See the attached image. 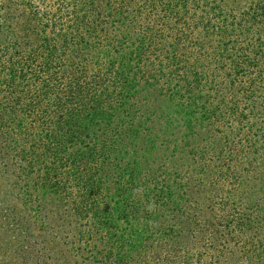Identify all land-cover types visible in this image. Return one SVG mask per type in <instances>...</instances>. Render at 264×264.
Returning <instances> with one entry per match:
<instances>
[{"label":"trees","instance_id":"1","mask_svg":"<svg viewBox=\"0 0 264 264\" xmlns=\"http://www.w3.org/2000/svg\"><path fill=\"white\" fill-rule=\"evenodd\" d=\"M10 177L0 264H264V0H0Z\"/></svg>","mask_w":264,"mask_h":264},{"label":"rangeland","instance_id":"2","mask_svg":"<svg viewBox=\"0 0 264 264\" xmlns=\"http://www.w3.org/2000/svg\"><path fill=\"white\" fill-rule=\"evenodd\" d=\"M11 179V184H9V185H7L6 184V180H4V179H2L1 180V185H0V188L1 189H3V190H5V189H10L11 190V188H12V182L14 181V179L12 178V177H10ZM16 193V192H15ZM14 192H13V194H15ZM14 196V195H13ZM4 197V196H3ZM2 197V198H3Z\"/></svg>","mask_w":264,"mask_h":264}]
</instances>
